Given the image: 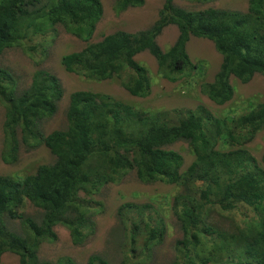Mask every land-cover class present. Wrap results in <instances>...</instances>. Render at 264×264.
Here are the masks:
<instances>
[{
	"label": "trees",
	"instance_id": "1",
	"mask_svg": "<svg viewBox=\"0 0 264 264\" xmlns=\"http://www.w3.org/2000/svg\"><path fill=\"white\" fill-rule=\"evenodd\" d=\"M145 2L117 0L115 10L121 14ZM103 15L101 0H0V57L60 26L88 43L63 56L67 73L98 83L117 78L136 98L152 92L150 71L136 60L144 52L170 83L204 72L190 58L192 38L211 41L223 58L213 82L202 86L214 104L234 99L233 79L249 84L257 74L264 76V0H250L246 12L191 11L165 0L150 29L119 31L90 43ZM170 26L179 35L164 52L158 38ZM64 95L60 79L49 71H37L30 87L20 91L13 72L0 66L3 163L18 164L23 146L44 145L55 157L54 164L25 177L0 176V264L6 254L18 256L20 264H77L70 257L43 261L40 249L57 241V226L69 230L74 245H83L95 234L101 209L93 197L132 172L143 184L180 189L171 210L182 238L171 264H264V156L259 162L246 148L264 130V103L237 117L218 118L203 106L151 114L107 94L78 91L70 96L67 129L46 135L42 122L57 114ZM179 142L189 145L194 158L186 169L185 158L167 149ZM27 201L41 211L40 221L20 212ZM118 215L127 239L121 264H155V248L167 234L155 203L127 204ZM11 221L20 222L21 232L9 227ZM88 264L110 262L93 255Z\"/></svg>",
	"mask_w": 264,
	"mask_h": 264
},
{
	"label": "rangeland",
	"instance_id": "2",
	"mask_svg": "<svg viewBox=\"0 0 264 264\" xmlns=\"http://www.w3.org/2000/svg\"><path fill=\"white\" fill-rule=\"evenodd\" d=\"M101 1L104 15L90 43L100 42L105 37L119 31L138 33L150 29L157 22L159 12L165 3V0H145L143 7L129 9L118 14L115 10L117 0ZM249 2L250 0H217L210 4H192L185 0H175L178 7L191 11L217 8L246 12ZM178 35L176 27L166 28L158 38L161 49L167 52L175 44ZM87 44L59 26L56 31L49 32L47 36L27 41L22 47L7 50L0 57V66L13 72L20 91L30 87L34 74L39 70L49 71L60 79L65 95L59 103L57 114L42 122V130L46 135L56 130L67 129L66 114L70 96L78 91L107 94L118 101L151 114L173 110H196L203 106L218 118L237 117L264 103V76L260 74H257L249 84H242L233 79L232 84L236 93L234 99L224 106L214 104L203 94V84L213 82L223 61L221 54L211 41L191 39L188 45L190 58L194 64H202L204 72L193 71L184 75L177 83H170L159 75L157 60L149 52L138 55L137 62L150 71L152 92L145 99L131 96L117 78L98 83L67 73L61 64L63 56L79 52ZM5 112V108L0 103V176L25 177L35 173L39 166L54 164L55 157L44 145L34 149L23 146L18 164L3 163ZM246 148L261 162L264 156V130L253 142L247 144ZM167 149L179 152L185 158L184 169L194 160L189 145L185 142H179ZM179 191V188L164 183L143 184L138 180L136 173L132 172L120 184L108 185L102 189L100 194L93 197L96 202L100 203L101 208L94 217L96 223L94 235L83 245L77 246L73 244L69 230L63 226H57L55 229L58 236L57 241L44 243L40 249V258L43 261L55 263L61 258L70 257L77 264H88L91 256L101 255L109 260L110 264H121L127 239L124 237L125 227L121 223L118 211L127 204L144 206L155 203L167 227V234L164 242L155 248L154 263L171 264L176 257L177 240L182 238L179 224L171 210L174 197ZM20 212L37 221L41 220V211L29 201L25 203ZM225 225L228 224L225 223ZM9 227L15 232H21L22 229L19 221L9 222ZM1 264H20L19 257L6 254Z\"/></svg>",
	"mask_w": 264,
	"mask_h": 264
}]
</instances>
